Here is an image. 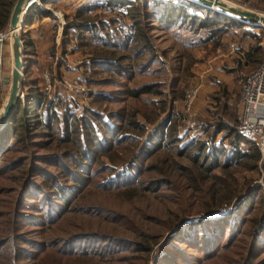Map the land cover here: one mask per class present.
<instances>
[{
	"label": "rangeland",
	"instance_id": "obj_1",
	"mask_svg": "<svg viewBox=\"0 0 264 264\" xmlns=\"http://www.w3.org/2000/svg\"><path fill=\"white\" fill-rule=\"evenodd\" d=\"M102 1L33 2L48 14L35 17L34 29L24 35L33 40L25 49L30 59L22 53L26 83L21 82L19 95L36 86L60 117L49 128H36L38 146L10 150L12 142L0 154V264H155L172 254L176 264H264V227L257 226L264 222V193L257 199L255 190L264 186V166L258 160L250 167V158L232 157L233 135L225 127L233 123L236 128L241 82L264 56V27L222 22L224 29L217 21L208 35L209 26L198 27L196 21L195 27L187 21L163 26L143 15L133 23L129 3ZM129 1L138 10L149 8H141L144 0ZM164 1L207 18L205 11L180 0ZM225 1L264 13V0ZM214 14L208 18L217 20ZM230 40L255 46L257 59L237 61L226 52ZM96 57L114 62L91 63ZM10 69L7 34L0 109ZM63 77H77L83 89L68 90ZM209 80L213 89L204 86ZM142 85L150 91L140 92ZM189 87L195 94L186 108ZM201 87L208 105L198 110ZM131 89L137 91L131 94ZM65 104L68 111L89 117L91 136L80 137V145L70 135L68 111V130H61ZM43 110L41 105L35 112L41 116ZM118 111L120 119L111 116ZM113 122L119 127L108 143L101 124ZM80 147L90 157H74ZM53 152L58 157L44 161ZM259 152L263 157L264 149ZM29 157L31 167L23 163ZM232 216L233 233L226 240ZM85 235L90 239L81 238ZM84 244L89 245L83 249Z\"/></svg>",
	"mask_w": 264,
	"mask_h": 264
},
{
	"label": "trees",
	"instance_id": "obj_2",
	"mask_svg": "<svg viewBox=\"0 0 264 264\" xmlns=\"http://www.w3.org/2000/svg\"><path fill=\"white\" fill-rule=\"evenodd\" d=\"M53 2L55 0H38V2ZM182 3L193 7L194 9H201L203 11H205L207 13V18H200L198 17L195 13H191L188 11V9H186L185 7H183L182 5L179 4H172L170 2L164 1V0H144L143 2L140 3L141 8H143V5L149 6V8H143V10H138L136 8V6H138L137 3H134V5H130L132 2L129 0H106L107 4L110 5H115V4H124L126 5V3H129L127 5V8L130 9V16L133 18L132 22L136 23L138 22V17L145 15L144 17H154L157 21L161 22L163 26H169L172 25L176 22L182 21V23L184 24L186 21L188 23V25H190V27H195L194 25H191L192 22L196 21V24L198 27H205V26H209L208 28V35H212L213 34V30H216L214 25L217 21H219L218 25H222L224 26L223 28L225 29V24H222V22H227L228 24H235V25H249L248 27H252V26H256V25H250V24H246L244 22H242L241 20H238L234 17H230L228 15L216 12L214 14V19L217 20H211L210 18H208V16L213 12L212 9L207 8L205 6L199 5L195 2L189 1V0H180ZM14 0H0V30L5 28L7 26V22H8V16L12 7ZM149 3V4H148ZM148 4V5H147ZM130 6V7H129ZM30 12H34L36 17H39L41 15H45L48 13V9L47 8H43L41 7L38 3H34L31 4V6H29V8L25 11L24 16H23V27L22 30H25L26 27V22L28 20V16L30 14ZM190 23V24H189ZM137 25V24H136ZM211 25H214L211 28ZM219 27V26H218ZM217 27V29H218ZM257 27H261V26H257ZM87 28H91V25H87ZM221 28V29H223ZM220 29V27H219ZM246 29V28H244ZM64 30V28H63ZM8 32V31H7ZM25 33L26 31H23L20 39L23 43L24 46H22V53H24V55L28 54L26 56V60L30 59V52L27 49L26 52V47H28L26 44H29L28 39L25 38ZM145 45V44H144ZM253 49H256L255 46H249L246 51H245V57L247 58V60H251V61H255V59H257L255 57L256 53H253ZM25 57V56H24ZM91 63H111L114 62V60L106 58H92V60L90 61ZM26 83V79H24L22 81V84ZM150 87L149 85H142L141 86V90L140 92H144V91H150ZM135 91H137L136 89H131L130 93L134 94ZM43 105L44 106V110L42 112V115L39 116L35 110L37 107ZM52 105V101H49L48 99H44V96L42 94V91L39 90L38 88H36V86H28L26 88V90L23 93V96L20 97L17 101V104L15 106V108L13 109V111L9 114L6 122L0 127V154L1 152L8 150L11 143L13 142V146L10 148V150L12 148L17 149L19 151H29L31 150L32 147H36L38 146V144L40 142H38L37 140H34V136L33 133L36 130L37 127H51L52 122L54 121V119L58 122V118L60 116H58L59 114H57V106H53L54 108H52V110H50V107ZM225 105V104H224ZM223 105V106H224ZM68 106L67 104L63 105V110L65 113L62 114L60 121L62 119H64V121L62 122V129L63 131H67L68 130V126L66 124V116L68 115L66 112L69 110L67 109ZM72 117L73 120L70 124L69 130H70V135L71 137H74V140L78 143L80 140V137L83 138L84 140L89 139V136H91L90 132H91V128L89 126V121L86 118H89L88 116H86V114L81 113L79 115L75 114V112H70L68 111ZM93 117H95L94 115H97L95 112H91ZM112 117H116L118 119H120L122 117V112H115L111 115ZM65 125V127H63ZM218 126H220L222 128L223 123H219ZM118 127L119 124L118 123H111V125L109 123H106V125L104 126L103 124H101V131L103 132H107L105 133V135H103L104 137H106L108 139V143L111 141V139H109V136L111 134L115 135L118 131ZM227 131H231L233 137H231L232 139H229V141L232 143V147L230 148V155H232V157H247L250 158L251 163H250V167H253L254 165H256L257 161H261V164L264 166V156L262 157L257 145L253 142L252 139L243 137L239 134V132L237 131V129L235 128L234 124H228L227 126H225ZM99 129V128H98ZM103 129V130H102ZM105 130V131H104ZM66 133V132H65ZM68 134V133H67ZM161 133L159 132L158 135H160ZM118 136V135H117ZM115 137V136H114ZM155 139V136H153ZM61 138H67L64 136H61ZM120 138V137H119ZM104 139V138H103ZM116 139V137H115ZM105 140V139H104ZM87 141V140H86ZM91 142V140H89ZM239 142H243L246 144V147L244 149H240L238 148V143ZM87 143V142H86ZM78 145H80V143H78ZM159 146V139L156 138V141L154 143V148H157ZM40 147H45L44 144H41ZM89 147L88 150L93 151V148H91V146ZM80 151L77 152L75 155H73L74 157L79 155L83 158H87L90 157L89 155H84V151L83 149L81 150V147L79 148ZM69 150H65V156H69L70 155ZM58 152H53V153H49L44 157V161H48V162H53L52 160H48V156H53V157H58ZM35 155H39L41 157V154H30V156H34ZM261 157V158H260ZM238 161V159L234 160ZM225 162H229V160H225ZM23 163H27L28 167H31L32 165V160L30 159V157L28 158L27 162H23ZM75 176V175H73ZM78 176H76L77 178ZM51 185V184H50ZM261 189V191H260ZM22 190L26 191L27 193H29L30 190H27L25 188H23ZM253 190V189H252ZM256 191H259V194L257 196V199H261L260 197L262 196V193H264V186H258L255 189ZM32 192V191H31ZM38 193H40L38 191ZM41 193L43 194V191H41ZM46 193H50L48 191H46ZM51 194V193H50ZM40 196H43L40 194ZM38 197V196H36ZM239 201L235 202L238 203ZM240 206V204H236V209ZM264 211V210H263ZM231 220V224L228 226V232H227V236H226V240L227 238L229 239L232 236V229H230L232 227V224H234V216H232L230 218ZM211 223H215L214 221H211ZM224 218H221V222H219V225H221L222 227L224 226ZM264 222H259L258 223V229H262L264 226ZM81 238H88L87 235L81 237ZM72 239V238H70ZM79 239V237L74 238L73 240ZM225 240V241H226ZM96 241V240H95ZM1 244V243H0ZM89 244H84L82 246H80L81 248L85 249L87 248ZM61 247V246H60ZM66 246H62V248H60L61 250L65 251V252H71L70 249L65 248ZM70 247V246H69ZM86 251V250H85ZM164 254L169 255L167 252H164ZM173 257L168 258L166 256L161 257L159 260H157L155 262V264H172V262L175 261V264L177 263V260L174 259V255L172 254ZM168 258V259H167ZM173 259V260H172Z\"/></svg>",
	"mask_w": 264,
	"mask_h": 264
},
{
	"label": "water",
	"instance_id": "obj_3",
	"mask_svg": "<svg viewBox=\"0 0 264 264\" xmlns=\"http://www.w3.org/2000/svg\"><path fill=\"white\" fill-rule=\"evenodd\" d=\"M35 0H14L7 22V30L10 32V54H11V69L9 81L4 78V82H8V89L5 100L0 109V127L6 122L9 114L15 108L20 97L19 86L22 82V44L20 36L22 32H17L16 23L21 10L20 18L23 22L25 11L33 4ZM199 5L205 6L213 10L214 13L219 12L230 17H234L242 22L250 25L264 27V13L254 9L233 4L225 0H189Z\"/></svg>",
	"mask_w": 264,
	"mask_h": 264
},
{
	"label": "built area",
	"instance_id": "obj_4",
	"mask_svg": "<svg viewBox=\"0 0 264 264\" xmlns=\"http://www.w3.org/2000/svg\"><path fill=\"white\" fill-rule=\"evenodd\" d=\"M6 31H0V68L3 64V40ZM263 44V43H262ZM77 77H63L61 84L68 90H82ZM195 89L185 90L183 102L189 108ZM240 114L236 125L237 131L246 138L254 139L259 151L264 149V56L256 66L247 73L240 86Z\"/></svg>",
	"mask_w": 264,
	"mask_h": 264
},
{
	"label": "crops",
	"instance_id": "obj_5",
	"mask_svg": "<svg viewBox=\"0 0 264 264\" xmlns=\"http://www.w3.org/2000/svg\"><path fill=\"white\" fill-rule=\"evenodd\" d=\"M92 1H94V0H92ZM101 1L102 0H99V3H103V1L102 2ZM47 14H45V15H47ZM45 15H41V16H45ZM35 17H36L35 13L34 12H30V14L28 16V20L25 23L26 24L25 30H26L27 33L29 32L28 29H31V30L34 29L32 27L33 25L31 26V24H32V22H33ZM83 24H85V23H83ZM233 35L236 36L235 33ZM244 35H246V34H244ZM32 40L29 39L28 41L31 43ZM234 40L228 41V46H227L226 52L231 54L233 57H236L237 61L246 60L245 59V51L247 49V43L245 41H234ZM213 69H214V67H213ZM216 71L218 73H220L219 70H216ZM204 86H205V88H210V89H213V87H214L213 83L210 80L207 81ZM205 88L201 87V89H200V91L198 93V96L196 98V107H197L198 110H203V107L208 105V104H206V101H207L206 96L205 97L203 96V93H204L203 91H204Z\"/></svg>",
	"mask_w": 264,
	"mask_h": 264
},
{
	"label": "bare ground",
	"instance_id": "obj_6",
	"mask_svg": "<svg viewBox=\"0 0 264 264\" xmlns=\"http://www.w3.org/2000/svg\"><path fill=\"white\" fill-rule=\"evenodd\" d=\"M22 12L23 10H21L20 14H19V18H18V21L16 23V30L17 32H21L20 30H22V27H23V22H21L20 18L22 16ZM24 16V15H23ZM8 35H10V32L8 31L7 33Z\"/></svg>",
	"mask_w": 264,
	"mask_h": 264
}]
</instances>
